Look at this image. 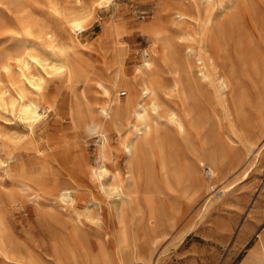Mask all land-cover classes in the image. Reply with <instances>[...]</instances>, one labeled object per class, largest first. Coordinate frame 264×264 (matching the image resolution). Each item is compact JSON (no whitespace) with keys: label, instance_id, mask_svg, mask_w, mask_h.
Here are the masks:
<instances>
[{"label":"rangeland","instance_id":"374dc122","mask_svg":"<svg viewBox=\"0 0 264 264\" xmlns=\"http://www.w3.org/2000/svg\"><path fill=\"white\" fill-rule=\"evenodd\" d=\"M223 1L0 0V65L8 58L13 64L8 72H14L2 75L1 71L0 85L9 88L11 94L24 88L27 97L40 98L42 106L50 105L39 108L41 117L32 126L0 107V210L7 229L0 231V264H74L65 248L76 247L70 236L75 221L81 227L74 231L79 244L96 256L89 264H121L126 257L125 244L140 256L138 264H264V29L252 36L253 45L244 57L234 43L230 44L229 58L239 78L238 93H231L223 106L212 84L206 91L204 104L215 111L211 113L217 134L211 154L213 172L198 164L197 150L193 148L201 144L203 135L192 129L186 135L173 130V138L178 137L168 153L176 174L167 178L156 149L152 171L143 156L134 167L130 165L123 146L127 128L108 129L101 142L98 132H86L80 118L105 100L103 86L110 84L116 54L129 71L145 59L162 67L167 79L161 87L162 106L184 113L191 103L172 89L175 64L165 59L161 41L144 32L143 24L160 21L168 34L182 30L190 37L192 33L194 38L187 41L196 48H207L205 26L225 21L224 16L207 14L219 11ZM175 4L187 13L185 21L172 20L169 5L175 9ZM260 6L264 9V0ZM73 12L86 15L82 31L75 32L68 26ZM255 19L259 21L253 16ZM241 21L248 26L250 19L241 17ZM38 26L41 31L36 30ZM9 30L12 32L7 33ZM47 31L55 33V45L66 47V52H73L78 61L71 76L46 74L47 82L37 92L18 84L13 57L22 51L42 52L43 47H48ZM219 136H229L230 145ZM190 140H194L193 144ZM101 158L112 174L109 181L107 175L98 179L92 174ZM118 181L134 198L123 217L114 200L118 195L111 189ZM62 186L72 190V202L59 198L57 190ZM150 207L157 213L153 231L147 222L138 219ZM170 215L173 219L168 218ZM101 244L104 255L98 249ZM75 251L79 259V250Z\"/></svg>","mask_w":264,"mask_h":264},{"label":"bare ground","instance_id":"6f19581e","mask_svg":"<svg viewBox=\"0 0 264 264\" xmlns=\"http://www.w3.org/2000/svg\"><path fill=\"white\" fill-rule=\"evenodd\" d=\"M98 1L103 2V1H108V0H98ZM209 1H212V0H209ZM205 2H207V1H205ZM261 2H262V0H225L221 3V6H220L221 8L219 11L214 12V10H211L207 15L214 14V15L224 16L225 21L219 24L217 21L213 20L214 21L213 23H209L208 25L205 26V28H204L205 29V31H204L205 37L208 40V47L207 48H204V47L196 48V47L192 46V43L190 41H187V40H190L191 38H194V34H192V33L190 34V37H187L186 36L187 33H185L186 35L184 34L185 31L182 32V30H178L175 32V35L174 34L170 35L167 33V29H166L167 27H165L160 21L159 22H147V23L143 24L142 30L144 32H146L152 38L159 39L161 41V45H162L163 53L165 55V59H168L172 64H175V73L176 74L171 77L172 89L177 90L178 93H180V95L183 98L188 99L189 102L191 103V105L189 106V108H187V110L184 113H181L179 110H176L173 108L172 109L169 108L168 110L165 108L166 109L165 110L162 106V103H161L162 102L161 101V92H162L161 87L166 85L167 79L164 75H162V67L159 68L156 65L152 64V62L149 59H145V60H143L142 65L135 66L131 71H129V69L125 66V62L123 61L122 57H120L116 54L115 55L116 67L113 70V73H112V76L110 79L111 81L109 82L110 84H108V86H103V93L106 96L105 100H103L102 103L100 105H98L93 112H86L85 114L83 113L82 115L80 114L81 115L80 118H82V122L84 123V129L86 130V132H89V133L98 132L101 135L102 141L101 140L100 141L104 142V140L106 139V131L108 129L115 128V130L117 129V131H118L122 127L127 128V133L123 139V146H124L125 152L127 153V156H128L127 159H129L130 165L134 167L136 165L137 161L143 156L145 163H146V167L149 169V171H152L153 160H155L154 150L156 149V151L159 153L160 163H161L162 167L165 169V175L167 178H170L172 176L175 177V174H176L175 166L174 165L170 166L171 163L173 162V159H171L169 157V153H168V149L173 144L174 138H175V137L173 138V132H174L173 130H175V132H174L175 134L186 135L192 129L197 134L203 135V138L201 140V144L199 146H197L196 149L193 148L194 151L197 150L196 155H197L198 164L206 165L207 167L206 166L205 167L208 168V171L213 172V163H212L213 161H212L211 154H213V151H215V144H214L215 142L214 141L217 138L216 137L217 134H215L216 131H215V127H214L215 118L213 117V115L211 113L213 111V114H215V111H214L213 107L209 108L208 105L204 104V101H207L206 97H205L206 91L208 90V86L212 84L214 86L215 94L219 98L218 100H220V101H222V103H224L223 106L226 105L225 102L231 93H234V94L238 93L239 78H238L237 71L234 67V64L232 63V61L229 58L230 46H231L230 44L234 43V48H236V51L238 52V54L242 55V57H244L246 55L247 49L253 45L252 44L253 43L252 42V40H253L252 36L262 32V29H264L263 28L264 27V9L260 6ZM80 3H82V1ZM95 3H98V2H95ZM18 4H19V2H18ZM19 5H22V4H19ZM100 5H102V4H100ZM78 6H81V4L77 5V9L80 8ZM169 6H170L169 8L171 10L169 14H170L171 18H173L172 20H175V22H176V21H185L187 19V13L182 9V7L180 5L175 4V9L173 8L174 5H169ZM217 6H218V4H217ZM14 7H16V6H14ZM85 8L86 7H84V9ZM70 9H72V8H70ZM87 9L89 10L90 8L87 7ZM82 12H84V11H82ZM85 12H87V10ZM73 14H74V12H73ZM89 14H91V12L88 13V16H89ZM1 16L2 15H0V19H1ZM85 16L86 15H83V14L72 15L68 19L69 28L75 32L82 31L85 27ZM253 16H256L257 19H259V21L256 19L252 20ZM17 17H19V16H17ZM241 17L248 18V20L250 19L248 26L245 25L244 22L241 21ZM38 19H40V18H38ZM25 22H26V26H28L27 23L29 21H26V19H25ZM7 24H8V22H7ZM36 24H38V23H35V25ZM9 26H11V25H9ZM40 28H41V26L39 28H36V30L40 29ZM169 28H171V27H169ZM172 28H173V26H172ZM18 29L20 30V28H18ZM24 30H25V28H24ZM33 31H35V30H33ZM37 31H39V30H37ZM40 31H41V29H40ZM9 32H12V31L9 30L7 33H9ZM15 32H16V30H15ZM69 32H70V30H69ZM21 33H22V31H21ZM44 33H45L46 38L48 39V47H43L42 52H38L36 50L25 51V52L22 51L21 53H18L17 55L14 54L15 56L13 57L16 65H17L16 70L15 69L14 70L17 72V74L19 76V80H20V82L18 84L20 85V83H21L23 85V87L25 86V87L33 89L37 92L42 90L44 83L47 82V81H45L46 80V74L50 75V74L55 73V77L57 76L56 74L70 75L71 72L74 70V68L77 64V61H78L77 60L78 58L74 55L73 52H69V53L66 52V50H67L66 47H65V49H66L65 50L63 47H61L62 45L57 46L54 44V40H55V37H54L55 33L54 32L47 31ZM36 34H37V32H36ZM38 34H39V32H38ZM15 36L13 35V37H15ZM26 37H28V36H26ZM34 37H35V35H34ZM29 39H31V38H29ZM32 41H33V39H32ZM32 41H31V43H32ZM26 46H27V44H26ZM30 47H33V46H30ZM17 49H18V47H17ZM19 49L24 50V48H19ZM41 49H42V47H41ZM41 49H40V51H41ZM263 52H264V50H263ZM7 53H8V51H7ZM222 57H223V59H222ZM6 60H7L6 62L4 61L0 65V73H1V71H4V72H2V75H3V73L7 74V72L11 69V65L13 66V64H11L8 61L9 60L8 58ZM79 64H80V62H79ZM32 67H34L35 69L32 70L31 69ZM78 68L80 69V67H78ZM12 72L10 71L8 73H10V75H11ZM167 72H168V69H167ZM16 78H18V77L16 76ZM16 78H14V79H16ZM49 78H47V79H49ZM0 79H1V76H0ZM5 79H6V76H5ZM9 81H10V79H9ZM13 83L15 85V82H13ZM5 84H6V82H5ZM119 85L122 87H120ZM118 86H119V88H118ZM12 88H10V89L12 90ZM8 89L9 88L5 87L4 85H0V107L6 109L8 112L10 111L11 116H13L12 113L17 115L21 120L26 121L27 124H29V125L34 124L35 121L39 122V116H40L39 108L40 107L48 108L50 106V105L42 106L40 98H32V97L29 98V97H27L25 94L26 92L24 91V88L23 89L22 88L16 89L15 92L12 94L10 92H8ZM13 91H14V89H13ZM121 94H123V96H121ZM34 95H37V94H34ZM163 95H164V93H163ZM49 99L51 101V98H49ZM162 100H164V99H162ZM237 101L239 103V99ZM83 102H85V104H88V100H86V99H83ZM80 103H81V101H80ZM94 103H95V101H94ZM54 104H55V102H54ZM51 105H52V103H51ZM50 109H51V107H50ZM46 110H48V109H46ZM227 111L229 113V110H227ZM8 112H7V115H8ZM234 116H235V114H234ZM2 117H4V116H2ZM8 117H9V115H8ZM230 118H231V116H230ZM232 121H233V119H232ZM23 123H25V122H23ZM181 135H180V138H181ZM187 140H188V138H187ZM194 140H196V139L194 138ZM221 140L227 141L228 145H230L229 142L231 139L229 138V136H227V138H225V139H223V137H222ZM190 141H192V140H190ZM193 141H192V144H193ZM174 145H176V144L174 143ZM171 150H172V147H171ZM187 150H188V148H187ZM206 151H209V152L205 153ZM8 154H7V156H8ZM102 156H103V154H101V157ZM4 158H6V157H4ZM185 160H186V158H185ZM190 161H191V159H190ZM4 162L6 163L5 160H4ZM127 162H128V160H127ZM1 165H3V164L1 163ZM215 165H216V163H215ZM127 166H128V163H127ZM154 166H155V164H154ZM178 167H179V165H178ZM179 168H181V167H179ZM129 169L130 168L128 167V171H129ZM87 170H89V169H87ZM194 170H195V168H194ZM198 172H200V171H198ZM198 172H196V173H198ZM92 174L94 176H96L98 179L104 175H107L108 181L112 177L110 170L108 169V167L106 166V163L104 162V160L102 158L100 159V162L98 164L96 163V166H94L92 168ZM131 177H132V175H131ZM113 183H114V180H113ZM121 184L122 183H120V182L119 183L115 182V184L111 185V189H113L115 194L118 195V197L115 198L114 200H115V202L119 203L118 204L119 209H117V210L119 212V215L121 217H123L126 210L128 209V207L131 205V203H133L134 198L131 194H129V193L127 194V190L125 191V189H123ZM134 184L135 183H133V185ZM100 186H101V184H100ZM105 188L106 187L104 186V190H103L104 192H105ZM211 188H212V186H211ZM109 190H110V188H109ZM109 190H106V191L108 192ZM71 191L68 187L62 186V187L58 188L57 194H58L59 198H61L62 200L72 202L74 197L71 196L72 195ZM34 197H36V196H34ZM56 201H59V200H56ZM92 202H94V200ZM64 203H65V201H64ZM97 203L98 202H96V204ZM164 208H166V207H164ZM97 211H98V209H97ZM88 212H89V210H88ZM85 214H87V213H85ZM92 214L93 213L89 214V216L91 217ZM78 217H80V216H78ZM168 218L173 219L172 215H170ZM138 219L142 223L147 222V226L149 227V230L153 231L154 227H155L154 223L156 222V219H157V213H156V211H154L153 208L150 207L148 212L146 214L140 215L138 217ZM168 221L170 222V220H168ZM78 222L79 221H75L74 226L72 225L71 229L69 228L70 231H72L70 233V236H71L72 240L74 241V243L76 244V247L73 245L68 246L67 249L65 248V250H66L68 258L70 260H72L74 262V264H89L93 260L94 261L96 260V256L94 254H89L86 251V249L79 244L77 235L74 232V231H80V229H81ZM0 231H7L6 226L4 224V220H3L1 210H0ZM131 248L126 246V244L124 245L123 249L126 251V257L121 261V264H138L137 260L140 256L137 255L136 253H134L135 250L133 251V249L131 250ZM133 248H134V246H133ZM76 249L79 250V253H80L79 259H78L77 253H76L77 251H75ZM98 249L101 252V254L104 255L105 250H104L103 244L99 245ZM122 253H123V251H122Z\"/></svg>","mask_w":264,"mask_h":264}]
</instances>
